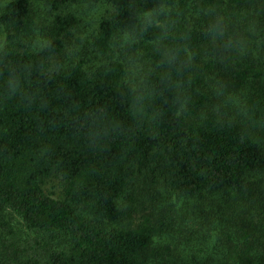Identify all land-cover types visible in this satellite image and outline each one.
I'll return each instance as SVG.
<instances>
[{
	"label": "trees",
	"instance_id": "16d2710c",
	"mask_svg": "<svg viewBox=\"0 0 264 264\" xmlns=\"http://www.w3.org/2000/svg\"><path fill=\"white\" fill-rule=\"evenodd\" d=\"M79 1L0 14V264H171L160 218L120 227L150 185L219 196L225 264H264V0H90L109 8L90 67L67 61ZM40 7L50 38L35 49ZM52 177L64 199L47 194ZM13 222L64 245L10 241Z\"/></svg>",
	"mask_w": 264,
	"mask_h": 264
},
{
	"label": "rangeland",
	"instance_id": "374dc122",
	"mask_svg": "<svg viewBox=\"0 0 264 264\" xmlns=\"http://www.w3.org/2000/svg\"><path fill=\"white\" fill-rule=\"evenodd\" d=\"M12 0L0 1V14ZM41 6V5H40ZM81 20V26L74 31L67 50L72 61L84 59L87 67L99 63L97 53L92 47L91 35L98 21L108 13L109 8L102 4H95L90 0H80L71 7ZM39 20L42 26L36 34L30 37L35 49L42 48L43 44L50 38V26L52 13L45 7H40ZM50 25V24H49ZM7 35L4 30L0 31V51L4 48ZM134 36L122 34L118 37L117 53L124 52L134 44ZM97 57V58H96ZM128 60L137 67H141L140 57L132 54ZM64 58V62H67ZM145 187V184L143 185ZM65 183L61 178L52 177L46 182L45 190L48 195L56 199H64ZM143 193L139 194V201L134 206L131 217H129L121 228H137L146 217L153 220L160 218L168 226L167 233L159 238L156 248L161 250V260L169 261L171 264H225V253L227 248L224 244L226 239L222 236L225 223L219 214V196L208 198L189 199L169 193L162 186H146ZM211 208L213 209L211 215ZM13 215L7 217L10 222ZM18 221V220H17ZM13 228L6 230L2 235H8L6 239H20L21 245H34L37 241L45 238L54 246L64 245V242L53 241L51 235L34 233L24 229L20 223L13 222ZM59 242V243H58ZM212 260V261H211ZM255 264H260L257 260Z\"/></svg>",
	"mask_w": 264,
	"mask_h": 264
}]
</instances>
